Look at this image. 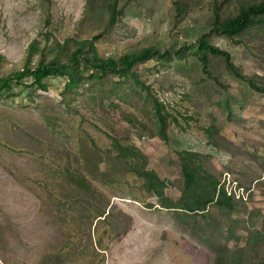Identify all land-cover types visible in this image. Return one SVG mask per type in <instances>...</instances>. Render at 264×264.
I'll use <instances>...</instances> for the list:
<instances>
[{"label": "rangeland", "instance_id": "374dc122", "mask_svg": "<svg viewBox=\"0 0 264 264\" xmlns=\"http://www.w3.org/2000/svg\"><path fill=\"white\" fill-rule=\"evenodd\" d=\"M108 1L0 0V77L13 80L12 87L0 93V264H52L67 253L69 230L58 215L61 199H48L46 184L64 152L72 146L79 149L81 137L94 138L101 147L109 143L97 126L103 119L107 124L118 120L114 134L146 154L148 168L168 182V196L177 198L183 176L176 152L187 149L200 152L206 169L240 199L232 213L219 214L209 206L212 218L198 216L187 227L138 182L106 184L95 179L109 200L106 212L113 214L106 222L96 219L91 224V231L101 235L103 249L97 247L94 232L93 244L81 256L93 258L94 264H214V250L207 242L245 248L254 228L264 239V92L252 91L246 80L227 72L219 55L208 52V69L203 70L194 52L197 39L210 31L217 3L223 2L221 13L233 14L240 4L258 0H118L122 13L113 21ZM93 36L103 56L148 46L182 49L183 56L174 52L168 62L151 60L136 67L150 94L132 79L102 84L88 79L67 92V79L60 75L43 80L47 90L23 88L30 76L16 82L13 75L23 67L32 41H38L30 60L35 66L43 57L52 58L56 42ZM207 41L228 50L243 74L264 81V24L233 39L209 33ZM153 95L169 114L165 139L153 124ZM116 106L115 113L100 110ZM125 112L131 120L123 119ZM212 124L224 142L221 148L211 144L204 131ZM206 234L211 241L205 240ZM262 241L257 243L258 256L245 249L247 264H261ZM78 253L72 251V256Z\"/></svg>", "mask_w": 264, "mask_h": 264}, {"label": "trees", "instance_id": "16d2710c", "mask_svg": "<svg viewBox=\"0 0 264 264\" xmlns=\"http://www.w3.org/2000/svg\"><path fill=\"white\" fill-rule=\"evenodd\" d=\"M217 1V0H216ZM228 1V0H225ZM118 0H110L107 3L109 20H115L122 13V8L117 7ZM223 2L217 3L213 9L211 17V27L209 33H217L229 39L246 33L252 27L264 24V0L249 1L240 4L237 11L233 14H224L219 10ZM177 7L181 4L176 3ZM180 11V8H178ZM200 36L194 49L195 55L201 61L203 70L207 71V53L219 55L224 63L227 72L234 77L246 80L249 88L257 93L264 92V81H258L253 76H248L241 72V68L236 65L228 50L214 46L207 41L209 35ZM45 37L50 36L49 32L44 33ZM97 36L90 39L65 38L62 43L56 42V51L51 59L45 57L32 66L30 63L32 55L38 49V41H32L27 49L25 63L21 70L13 75L16 82L24 77L30 76L31 82L23 84V88H38L47 90L43 81L47 76L60 75L66 77L64 84L65 92L71 91L82 82L94 79L96 82L105 83L108 80H115V83L126 82L130 79L138 82L147 94H150V87L136 71V67L141 63L158 60L168 62L172 60V53L176 52L182 58V49L173 48L161 50L158 46H148L134 52L123 53L119 56H103L99 54L95 41ZM186 49L192 47L191 44L184 46ZM173 49V50H172ZM43 55V53H41ZM66 55V59L63 56ZM1 57V56H0ZM116 78V79H114ZM12 78L0 77V93L12 87ZM105 95L106 94H102ZM107 97V96H106ZM110 103L115 102L113 100ZM118 106L110 109L102 108L106 113L116 112ZM152 108L154 110V127L156 134L163 139L166 138L168 116L164 105L153 95ZM99 113V112H98ZM97 113V116H98ZM123 119L131 118L127 112L122 113ZM107 117L114 115L107 114ZM95 118V116H94ZM90 119V118H89ZM97 124L107 135L109 143L101 147L94 138L81 137L79 149L74 146L69 151H65L63 161L59 158L55 169L50 170V182L46 184L48 199H61L58 206V215L65 221L67 228L66 243H68L67 253L52 264H94V259L86 255L81 256L82 252L92 243V235L95 232L98 236L96 245L102 248L100 233L96 230L91 231V224L94 220L106 222L111 216L112 211L106 212L109 200L104 192L100 190L93 180L98 179L103 183H116L121 181H132L139 183L143 192L157 199L159 206L173 211L174 220L180 224L190 227L191 221L197 220L198 216L207 218L213 217V212L209 206L216 207L219 214H230L238 206L240 197L235 198V192H228L220 183L219 177L206 169L203 155L195 150H177L176 155L179 161L183 183L177 195L172 198L166 194L169 186L168 182L161 178L153 169H149L146 154L134 143L114 134L116 121L108 124ZM208 134L211 144L216 147H223L224 142L219 138V131L212 124L204 130ZM93 175L91 178L88 176ZM132 180H130V178ZM84 194L86 198L77 195ZM135 199V198H134ZM107 200V201H106ZM147 207H154V203L145 202ZM103 217V219H100ZM216 217V216H215ZM99 218V219H98ZM253 228V227H252ZM1 232V231H0ZM1 236V234H0ZM212 236L206 234V241H211ZM76 240L78 247H76ZM263 239L260 230H250L246 247L230 248L220 244L216 240L207 242L214 250V264H247L244 259L245 249H251L255 256H258L261 248L257 243ZM70 243V244H69ZM264 246V242H261ZM94 248V247H93ZM63 249L66 250V244ZM79 249L76 256H72V251ZM96 252V250H95ZM61 254V253H60ZM81 256V257H80ZM264 264V258H261Z\"/></svg>", "mask_w": 264, "mask_h": 264}, {"label": "built area", "instance_id": "2783aa9c", "mask_svg": "<svg viewBox=\"0 0 264 264\" xmlns=\"http://www.w3.org/2000/svg\"><path fill=\"white\" fill-rule=\"evenodd\" d=\"M228 191V190H227ZM228 192H231V191H228Z\"/></svg>", "mask_w": 264, "mask_h": 264}]
</instances>
